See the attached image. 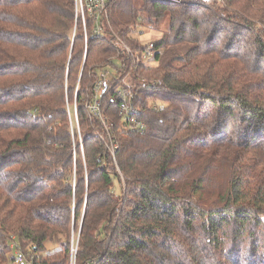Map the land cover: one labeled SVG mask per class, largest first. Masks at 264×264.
Here are the masks:
<instances>
[{
    "label": "trees",
    "instance_id": "obj_1",
    "mask_svg": "<svg viewBox=\"0 0 264 264\" xmlns=\"http://www.w3.org/2000/svg\"><path fill=\"white\" fill-rule=\"evenodd\" d=\"M183 1L108 0L84 26L75 0H0V264L12 243L31 264H264V0ZM109 67L144 134L119 85L106 124L88 110Z\"/></svg>",
    "mask_w": 264,
    "mask_h": 264
},
{
    "label": "built area",
    "instance_id": "obj_2",
    "mask_svg": "<svg viewBox=\"0 0 264 264\" xmlns=\"http://www.w3.org/2000/svg\"><path fill=\"white\" fill-rule=\"evenodd\" d=\"M168 3H183V0H156ZM76 3V11L78 14H81L82 19L84 21L85 26V17L86 14L91 19H94L98 22L99 18L102 16H108L106 11L108 0H75ZM102 13L101 16H99ZM95 32L100 35L102 32V28L100 24H97L95 27ZM118 46L122 47L125 50V53L128 57L135 61L137 65L143 64L149 67H152L155 61L156 52L151 50V48L146 49L143 52L134 53L132 49L126 45L124 42L118 39L116 43ZM128 69L120 68L119 71H104L101 73V77L95 86V97L91 102L87 103V108L92 112V114L101 119L104 124L106 122L103 120L102 116V100L103 95H105L108 91L119 85V88L116 93V97L118 100V109L120 111V115L123 118L124 122L128 127H130L131 132H137L140 134H144L146 132V124L141 120V109L136 104V95L134 92V86L130 81V76H128ZM108 89V91H106ZM75 110V119L77 121L76 128L80 133L79 123L77 119L76 105L74 107ZM74 125H72V130ZM109 150L113 157L116 156V151L118 150V144L116 140L110 139ZM12 248L15 249L16 255L15 260L12 264H31L32 260H27L26 256L22 252L21 248L17 246L16 243H12ZM76 249L73 250V255L75 256ZM72 257L71 264L75 263V258ZM94 264V263H89Z\"/></svg>",
    "mask_w": 264,
    "mask_h": 264
},
{
    "label": "rangeland",
    "instance_id": "obj_3",
    "mask_svg": "<svg viewBox=\"0 0 264 264\" xmlns=\"http://www.w3.org/2000/svg\"><path fill=\"white\" fill-rule=\"evenodd\" d=\"M200 4H205V2H202ZM151 28V29H150ZM146 27V28H139L137 31L132 32L131 33V38L133 39H137L140 43L145 44V45H150L152 40L155 38L156 33L152 30V26L151 27ZM114 64H118V62L116 60H113ZM104 70L106 71H112L111 68H104ZM73 116H74V112L73 109L71 110ZM118 186V185H117ZM116 192H119V188L116 187ZM61 247V245H59V243H47L45 246V251H43L41 253V255H46L48 253V251L54 250V249H59ZM12 257L15 256V251H12L11 254Z\"/></svg>",
    "mask_w": 264,
    "mask_h": 264
},
{
    "label": "water",
    "instance_id": "obj_4",
    "mask_svg": "<svg viewBox=\"0 0 264 264\" xmlns=\"http://www.w3.org/2000/svg\"><path fill=\"white\" fill-rule=\"evenodd\" d=\"M75 249H77V248H75Z\"/></svg>",
    "mask_w": 264,
    "mask_h": 264
}]
</instances>
